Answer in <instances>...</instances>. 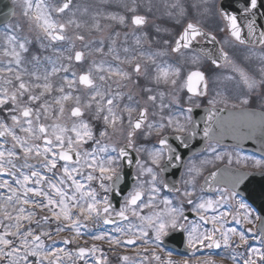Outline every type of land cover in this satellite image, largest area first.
Returning <instances> with one entry per match:
<instances>
[{"label": "snow or ice", "instance_id": "snow-or-ice-1", "mask_svg": "<svg viewBox=\"0 0 264 264\" xmlns=\"http://www.w3.org/2000/svg\"><path fill=\"white\" fill-rule=\"evenodd\" d=\"M101 3L108 4L109 0H101ZM203 3L207 4V0ZM71 6L72 0H60L59 3L56 0H24L23 15L27 17L30 29L36 32L39 50L33 51L35 46L27 36L16 34L19 25H6L9 32L5 33L0 45V56L6 58L0 61V264H89L90 261L91 264H107V257L98 245L81 246L77 243L78 238L88 235L94 241H107L110 245H137L138 241L146 245L152 242L159 248L169 240H176L177 236L181 238L179 242H183L184 233H187L188 247L200 244L209 249L233 248L234 253L235 249L245 247V253L240 254L242 264H264V171L259 173V181L255 174L239 170L225 168L211 172L204 178L199 191L204 192L207 188L217 194L215 198H193L195 177L202 174V167L191 160L188 164L184 162V151H191L189 142L196 136L198 127L191 115L193 108L183 109L178 96H172L165 103V93L153 94L154 88L148 86L149 83L176 86L181 69L167 62L157 63V57L168 54L164 50L140 52L138 56L122 60L115 47L116 39L109 36L107 54L120 64L133 65L131 72L111 64L105 66L104 60L99 63L93 61L79 74L70 72L71 62L82 64L85 61L84 51L76 50L74 54L65 55L75 48V41L85 40L78 33L68 35L69 26L81 28L79 21L70 18L61 22L56 18L69 11ZM116 6L123 8L124 12L98 10L91 27L97 32L103 31L100 19L122 26L130 22L137 29L148 25V16L138 11L141 5L137 0H131V3L117 0ZM260 7H264V0H221L219 6L213 3L210 9L206 7L200 13L201 16L211 13L209 30L205 31L199 22L187 19L189 9L184 0H171L165 4L166 15L175 20L179 29L173 32L155 26L157 33L163 31L168 34L162 44L172 53L184 55L182 50H188L193 64H199L201 58L209 62L203 69L197 67L190 71L180 88H187L192 96L207 95L209 78L206 73H212L224 64L232 65L249 93L264 85V80L258 84L235 64L222 47L217 49L216 35L213 34V31L224 30L220 27V20H223L231 37L239 44L264 47V30L257 31L255 18ZM152 8L151 0H148L146 12L151 13ZM241 19L244 20L243 28H247L248 39L242 35L243 28L238 22ZM119 35V32H114V37ZM200 40L207 43L200 44ZM65 43L69 47H63ZM135 43L141 44L140 36H135ZM209 44L211 48L207 46ZM103 45L104 39L101 38L94 51L103 54ZM88 46L84 45L85 48ZM49 51L48 55L42 54ZM123 51L128 53L129 48L124 47ZM145 56L155 66L154 74L144 62ZM261 59L264 60V56ZM69 72L70 77L67 75ZM261 72L264 73V68ZM60 73L66 75L60 77L61 84L54 86L53 77ZM133 73L143 77V81H133ZM225 79L233 77L226 76ZM109 81L117 89L128 86L122 83L124 81L133 83L136 89L147 95L146 101L142 105L134 99L132 92L113 91ZM78 85L89 91L84 103L79 95H74ZM54 92L59 95L53 96ZM125 95L130 103L121 107L119 101ZM46 97H51V102ZM158 99L159 112H150L148 103L155 107ZM191 99L189 97L190 102ZM258 100L264 104V94H245L240 103L248 105ZM69 101L73 105L66 109ZM208 103L213 108L207 110L203 134L209 144L200 151L214 153V160L227 156L231 164L232 153L217 151L221 137L214 133L213 124L222 131L233 128L242 136L251 138L256 127L264 134V113L244 108L229 113L235 118L233 121H221L214 107L217 101L213 99ZM172 105L188 113L184 123L172 115L165 117L162 114ZM150 115H159L160 118L150 121ZM92 121L99 123L93 125ZM168 128L177 133L175 139L179 143L175 146L167 135H162ZM245 128L248 129L246 133L242 131ZM153 134L157 137L158 147H137L140 137L146 139ZM121 137L123 143L119 142ZM130 148L136 153L147 151L150 164L132 156ZM252 159L240 157L237 153V163ZM133 163L137 172L130 177L126 168ZM211 163L213 160L204 159L201 166ZM180 167H186L190 179L169 181L162 176L169 169ZM253 167L264 169V159H255ZM97 184L98 187L95 186ZM162 192L170 195L162 196ZM185 205L192 206L197 221H189ZM253 210L259 214L254 216ZM209 212L213 214L208 215ZM230 221L236 225H254L259 221L260 230L256 233L253 228L240 231L226 227ZM64 232L72 235L61 236ZM248 233L252 234L253 240L258 237L259 247L250 243ZM59 244H75L76 247H60ZM144 251L148 252V249ZM150 255L157 264H180L171 259L170 250L168 259H162L154 250ZM148 258L143 257L144 260ZM121 259L128 262L131 258L123 256ZM232 259L236 260L235 254ZM205 264L214 262L205 261Z\"/></svg>", "mask_w": 264, "mask_h": 264}, {"label": "flooded vegetation", "instance_id": "flooded-vegetation-1", "mask_svg": "<svg viewBox=\"0 0 264 264\" xmlns=\"http://www.w3.org/2000/svg\"><path fill=\"white\" fill-rule=\"evenodd\" d=\"M24 0H17L13 3V6L15 9H19L20 5H22ZM167 0H151V3L153 5L152 12L147 13L146 7L148 0H137V3L141 5V7L138 9V11L141 14H146L148 16L149 23L146 27L143 29H137L134 26L130 24V22L126 26H122L119 24L111 23L113 24L112 27H104L102 33H103V39H104V53H97L94 51V49L99 46V43H94L89 47V51L87 52L88 55V62L92 64L93 61L99 63L101 60L106 61V65L111 64L113 67L119 66L123 68L126 71L131 72L133 65L128 64H120L119 61L113 60L111 54L108 53V47L110 46V40L108 39L109 36H113V38L116 39L117 43L115 45L117 51L119 52V55L121 59L123 60L125 57L131 58L133 56H138L140 52L144 53H152L156 51H167L168 54L162 57H157V63L163 64L164 62H167V64L173 65L174 67H179L181 69V77L177 82L176 86L172 85H164L160 84L159 86H156L155 84L149 83L148 86L154 88V93L156 94L159 91H163L165 93V103H168V101L172 98V96H178L181 100V105L183 109H186L188 107H192L193 111L191 113L193 120L194 118V112L196 111H207L208 109L213 108V105H210L208 103L209 100L215 99L217 103L215 104L216 111H224V112H238L241 109L247 108L249 111H256L259 113H264V104H262L259 100L256 103H249L248 105H243L240 103V99L243 98L245 94L252 95V96H260L264 94V85H259L255 91L252 93L248 92V89L246 85L243 84V82L240 80L239 74L235 71H233L232 65L230 64H224L222 67L215 69L212 73H206V75L209 78V86H208V92L207 95L204 96H192L191 93L187 91V88H180V85L183 83L184 79H186L187 74L190 71L195 70L197 67L204 68L208 61L201 58V61L199 64H193L191 61V58H184V59H178V58H172V52L170 51V48L167 46H164L162 44V40L165 38H168V34L161 31L160 33H157L155 30V26H160L161 29L168 28L169 31H171V19L166 15V9L165 5H160V3L166 2ZM110 4H105L103 6L104 11H120L124 12L123 8H118L116 6L117 0H109ZM127 2L131 3V0H127ZM157 3V4H156ZM164 4V3H163ZM107 5V6H106ZM106 6V7H105ZM161 8V9H160ZM17 14H19L17 16ZM211 14V13H210ZM130 15V14H129ZM211 17L204 16L201 20H197L201 24V26L205 27V31L209 30ZM9 25H19V31L20 33L25 32V26L28 25L29 22L27 17L23 15V11H16L15 16L13 20L9 23ZM220 27L224 30L221 32L213 31V34L216 35V40L218 44L221 45V47L229 54V58L235 62L239 67L243 68L250 77L254 78L258 84L261 80H264V73L261 72V69L264 68V60L261 58H246V57H236L235 48L242 50L246 49L249 53H261L264 52V47L261 49H253V48H245L238 44H236L233 40H231L227 34V30L225 25L223 24V21L220 20ZM114 32H119V37H114ZM146 33V35H145ZM135 36L141 37V44L137 45L135 43ZM200 44H206L207 41L200 40ZM1 45V43H0ZM210 47V44L207 45ZM127 47L129 48V52L125 53L123 51V48ZM183 56H191V54L188 52V50H184ZM181 54H177V56H180ZM144 62L148 65L150 72L154 74V65L151 64L150 61H147V58L145 56ZM135 63V60L133 61V64ZM90 67V66H89ZM88 67V68H89ZM87 68V69H88ZM86 69V70H87ZM95 75V73H94ZM226 76H231L233 79L226 80ZM115 79V78H114ZM141 80L143 81V77H137L134 73L132 74V80ZM99 83V81H98ZM109 83L112 84V90L113 91H121L124 93L132 92L134 93V99L139 100L140 103L143 105L144 102L147 99V95L141 92L139 89H136L134 87V84L128 81H124L122 83L127 84V87H122L117 89L116 85L109 81ZM147 83V82H146ZM219 93V95H218ZM89 95V91L86 90V99ZM189 97H192L191 102L189 101ZM130 103L127 100V95H125L124 99L119 101V104L121 107H123L124 104ZM159 99L156 102V106L153 107L151 102L148 103V107L150 112L157 111L159 112ZM235 105V107H234ZM95 108V105H93V110ZM167 117L168 115H172L175 119H179L181 123L185 122V116L188 115L186 112H182L181 108H178L175 105H172L170 108L164 109V112L162 113ZM159 115L156 117L149 116V120H159ZM207 117H203V119H206ZM219 120L225 119L224 117H219ZM93 125H98L99 122L92 121ZM126 123V120H125ZM189 127H191L189 125ZM256 129H259V127H256ZM255 129V130H256ZM162 135H167L169 138L170 143L175 146L178 144V142L175 139V136L177 133H175L173 128H168ZM186 135V133H185ZM255 133L253 134V136ZM264 137V134L260 133ZM260 141V139H259ZM120 143H123V138L121 137L119 140ZM262 142L264 143V138L262 139ZM209 144L205 143V148ZM215 144V142H213ZM143 145L145 149H151L154 146L158 147V141L155 134H153L150 137H147L146 139L144 137H140V139L137 141V147ZM204 145V144H202ZM218 152H230L232 153V163L229 164L227 156L224 157L222 160H214V153H210L208 151L197 153L196 155L191 156L188 158L185 162V164H188V162L191 160L194 162L198 167H202V174L195 177V188L196 192L193 198L195 196H211L215 198L217 194L213 192H207V188H205L204 192H200V185L204 184V178L206 176H209L211 172H216L217 170L221 169H234L239 170L246 173H252L255 175H259L261 171H264V169L255 168L253 167L254 160L255 159H264L262 155H258L256 153H253L251 151L245 150L239 146L235 145H226V144H219L216 146ZM129 152L132 154V156L138 157L142 161L148 162L150 164V158L148 156L147 151H143L141 153H136L134 149H128ZM237 153H239L240 157H253L252 160L247 161H241L240 163H237ZM204 159H210L213 160V163L206 164L201 166V161ZM166 160V156H165ZM163 163V161H162ZM126 171L129 174H132L130 176H134L137 172V167L135 163L129 168H126ZM177 172H175L176 174ZM182 173L184 175L180 177V181L182 179H190L191 177L187 174L186 167L183 168ZM181 173V174H182ZM166 174V177L172 181V177H174L173 174H170V171L167 173H163L162 176L166 179L164 176ZM143 179H148V177H143ZM129 183L131 184L132 181L130 180ZM98 187V184L95 185ZM183 188V185H180ZM103 195V193H101ZM161 195H170L166 192H162ZM176 203V201H174ZM163 207V206H161ZM192 206L185 205V214L188 215L189 221H197L198 217L195 213L192 212ZM147 211V210H145ZM44 213H41L43 215ZM213 213L209 212L208 215H212ZM38 218V217H37ZM34 226V225H33ZM226 227H235L240 231H246L243 229L240 225H236L234 222H229L225 225ZM206 227H211L210 225H207ZM72 233L66 232L64 234L61 233V236L70 237ZM118 235V234H117ZM250 239H252V234L248 233ZM83 246L91 247L93 244L98 245L103 253L107 257V264H157L155 260L151 258V252L154 250L161 256V251L164 253H167L163 246L157 248L156 245L152 242L149 244H143L142 242L138 241L137 245H127V244H119V245H110L107 241H94L90 239L88 235L83 237ZM238 241V237L235 238ZM79 240V239H78ZM50 243V241H48ZM60 247H68V248H75L76 245H63L59 244ZM147 248L148 252H145L144 249ZM241 248V247H240ZM223 248H220L222 250ZM140 253V255H138ZM219 249H209L206 247H203L199 244V246H193L190 247L189 256L183 258V260L187 261V264H203L202 260H210L213 261L214 264L216 262L214 261V258L218 257ZM237 256V252L234 251L229 253L230 258L232 259L233 255ZM100 253H97V256H99ZM123 256L130 257V261L126 262L123 261L121 258ZM148 256L149 258L147 260H144L143 257ZM162 257V256H161ZM163 259V257H162ZM91 264V261L89 262Z\"/></svg>", "mask_w": 264, "mask_h": 264}, {"label": "rangeland", "instance_id": "rangeland-1", "mask_svg": "<svg viewBox=\"0 0 264 264\" xmlns=\"http://www.w3.org/2000/svg\"><path fill=\"white\" fill-rule=\"evenodd\" d=\"M56 2L59 3L60 0H56ZM170 2H171V0H170ZM184 2H185V6L188 9H192V11H194L196 14H198V13H200V11H204V9L206 7L210 9L213 3L218 5L220 0H207V4L203 3V0H184ZM108 4H110V2ZM104 5L105 4L101 3V0H73V4H72L70 10L67 11L65 14H62V15L56 17L61 22H67V20H69L70 18L76 19L82 25L81 28H79V29L75 28L74 26H69V28H68V35L69 36H73L74 34L78 33V34H81L85 37L84 41H75V48L72 49L71 52L65 53L67 56L70 54H74V51H76V50H80V51L85 52V61L80 65H76L74 61L71 62L72 66L70 68V72L76 71L79 74L81 71H85L89 66H91V63L88 62L87 52L89 51L90 46H94L92 44L99 43L100 39L103 38V33H102V31L97 32L93 28L89 29L88 27H90L93 24L94 14L98 10L103 9ZM192 5H196V7H192ZM22 9L24 10V7ZM85 9H87V11H85ZM199 16L201 18L204 17L201 15H199ZM206 16L210 17V13H208ZM100 23H101V27L104 28L106 25H110L112 22L108 21V20L100 19ZM112 26H113V24H112ZM30 36L34 39V42H37L35 39L36 33L31 34ZM85 44L89 45L88 48L84 47ZM36 46L39 47L38 42L36 43ZM63 47L67 48V47H69V45L67 43H65V44H63ZM44 54L46 55V52H44ZM251 57H258V56L252 55ZM180 58L181 59L191 58V56H183L182 55V56H180ZM5 59H6L5 57H2V60H5ZM28 67L31 69V65H28ZM70 72H69V75H70ZM77 88H78V90L75 91L74 93L76 95H79L81 97V102L84 103L86 101V92H84L80 88L79 85L77 86ZM72 105H73V102L69 101L66 103L65 107L67 109V108L71 107ZM82 231H87V230L82 229ZM64 233H66V232H64ZM64 233H62V234H64ZM84 236H86V235H84ZM83 237H81V238H83ZM78 239H80V238H78ZM205 261H209V260H202L203 264H205ZM217 262H219L220 264L226 263V262H224L222 256H221V260L217 261Z\"/></svg>", "mask_w": 264, "mask_h": 264}, {"label": "water", "instance_id": "water-1", "mask_svg": "<svg viewBox=\"0 0 264 264\" xmlns=\"http://www.w3.org/2000/svg\"><path fill=\"white\" fill-rule=\"evenodd\" d=\"M237 7H242V5H237ZM233 14H235V13H233ZM240 15L241 16H243L244 14L241 12L240 13ZM258 14H256V19H257V21H258V24H257V26L258 27H261V25H264V7H261V16H259ZM249 18H252L251 16H249ZM240 24H241V26H242V28H243V24H244V20L243 19H241L240 21H238ZM263 30H264V28H262ZM242 35H243V37L245 38V39H248V35H247V28H243V31H242ZM257 181H259V179H257ZM180 237L179 238H176V240H174V241H176V245L177 246H172L171 248H173V249H175L177 252H179L180 254H184L185 253V251H184V244L182 243V242H179L180 241ZM169 242V241H168ZM168 242L166 243V245L168 246V247H170L169 245H168Z\"/></svg>", "mask_w": 264, "mask_h": 264}]
</instances>
